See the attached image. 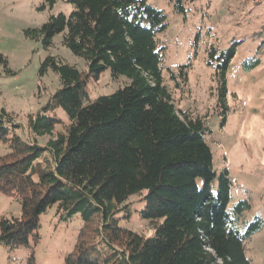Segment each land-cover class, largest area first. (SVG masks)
Returning <instances> with one entry per match:
<instances>
[{
	"label": "trees",
	"instance_id": "obj_1",
	"mask_svg": "<svg viewBox=\"0 0 264 264\" xmlns=\"http://www.w3.org/2000/svg\"><path fill=\"white\" fill-rule=\"evenodd\" d=\"M169 1L176 13L184 12L183 0ZM54 2L44 0L50 7ZM67 2L68 16L52 15L24 34L44 47L62 34V45L84 60L86 70L49 55L39 63V77L51 71L59 81L27 121L34 137H49L44 146L18 135L21 126L0 109V145L7 149L0 156V193L19 204L17 216L0 218V245L8 251L28 247L33 264L39 218L55 208L63 220L82 221L64 264H250L244 243L263 229L264 220L255 216L238 228L250 205L240 200L228 208L231 180L227 169L213 168L206 116L179 111L164 84V47L158 41L166 29L164 14L147 0ZM255 40L259 56L264 32ZM241 44L233 40L227 48L207 50L220 126L228 112L227 72ZM0 62L6 63L1 56ZM260 64L250 57L241 69ZM187 68L169 72L176 88L186 85ZM106 70L113 80L129 82L91 101L88 82ZM57 126L61 131L54 135ZM133 197L142 205L131 211ZM121 212L145 220L152 234L120 226Z\"/></svg>",
	"mask_w": 264,
	"mask_h": 264
},
{
	"label": "rangeland",
	"instance_id": "obj_2",
	"mask_svg": "<svg viewBox=\"0 0 264 264\" xmlns=\"http://www.w3.org/2000/svg\"><path fill=\"white\" fill-rule=\"evenodd\" d=\"M166 18V29L158 35L164 47L162 78L172 93L179 111L206 116L212 134L207 137L216 172L227 169L231 180V199L228 208L240 200L250 209L239 218L238 228L255 216L264 220V52L259 56L256 35L264 32V0H183L184 12L176 13L169 0H147ZM72 11L67 0H55L50 7L44 0H0V109L9 113L24 140L44 146L49 137H34L27 126L59 88L58 77L49 71L38 75L39 63L46 56L57 57L65 63L86 70L83 59L73 55L62 45V34L52 38L44 47L41 39L25 36L28 29H39L52 15L68 16ZM233 40L241 41L227 72L225 123L220 126L221 114L216 101L214 70L207 67V50L227 48ZM260 58L257 68L244 72L241 62ZM179 65H187V83L176 88L169 72H177ZM125 77L111 78L106 70L97 81L88 82L89 99L108 96L128 84ZM57 116L66 124V116L59 109ZM61 131L57 126L54 135ZM7 152L0 145V156ZM131 211L139 209V197H133ZM16 199L0 193V218L17 216ZM120 226L149 237L152 230L137 216L122 217ZM82 226L79 216L63 220L50 208L39 218V241L32 249L33 264H64ZM31 245V244H30ZM245 256L250 264H264V226L244 243ZM30 249L20 247L8 251L0 245V264H29Z\"/></svg>",
	"mask_w": 264,
	"mask_h": 264
}]
</instances>
